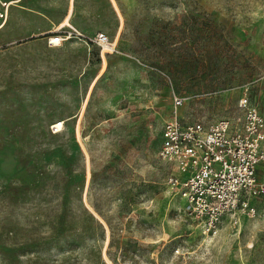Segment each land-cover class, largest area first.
Returning a JSON list of instances; mask_svg holds the SVG:
<instances>
[{
    "label": "rangeland",
    "instance_id": "rangeland-1",
    "mask_svg": "<svg viewBox=\"0 0 264 264\" xmlns=\"http://www.w3.org/2000/svg\"><path fill=\"white\" fill-rule=\"evenodd\" d=\"M70 2L50 35L104 32L114 51L0 30V264H264V202L206 236L159 156L175 95L184 122L237 118L244 95L264 116V0L20 7L59 21Z\"/></svg>",
    "mask_w": 264,
    "mask_h": 264
},
{
    "label": "built area",
    "instance_id": "built-area-1",
    "mask_svg": "<svg viewBox=\"0 0 264 264\" xmlns=\"http://www.w3.org/2000/svg\"><path fill=\"white\" fill-rule=\"evenodd\" d=\"M20 1L0 0V29L11 5ZM64 33L50 35L49 44L62 45L51 36L75 37L106 51L116 49L104 32L85 35L74 28ZM184 99L173 98L174 115L164 123L159 156L174 167L166 182L182 198L185 215L197 222L204 235L213 236L225 217L231 215L236 221L237 215L256 216V204L264 202V116L244 95L237 118L184 122L177 111Z\"/></svg>",
    "mask_w": 264,
    "mask_h": 264
},
{
    "label": "crops",
    "instance_id": "crops-1",
    "mask_svg": "<svg viewBox=\"0 0 264 264\" xmlns=\"http://www.w3.org/2000/svg\"><path fill=\"white\" fill-rule=\"evenodd\" d=\"M23 1V0H22ZM13 4L8 12V19L5 25L0 30L4 29V36L10 40H26V39H37L38 41H47V37L55 30L56 27L62 26L66 21L71 23V16L69 15V4L67 13L65 16H61L59 21L53 19L51 16H47L40 12L32 11L26 12L22 10L20 6L21 2ZM73 8V6H72ZM73 10V9H72ZM68 25V24H66ZM72 25V24H71ZM65 26V25H64ZM96 33V32H95ZM94 34V33H93ZM18 38V39H17Z\"/></svg>",
    "mask_w": 264,
    "mask_h": 264
},
{
    "label": "bare ground",
    "instance_id": "bare-ground-1",
    "mask_svg": "<svg viewBox=\"0 0 264 264\" xmlns=\"http://www.w3.org/2000/svg\"><path fill=\"white\" fill-rule=\"evenodd\" d=\"M66 24L69 25V24H70L69 21H66V23H64L62 26L66 25ZM62 26H60V28H61ZM51 37H53V41H55L56 44H58V43H60L61 41H63V40L66 39V38H62L61 36H51ZM53 127L56 128L55 131H60V130H62V128H63V121H61V120H60V121H57L56 124L53 125Z\"/></svg>",
    "mask_w": 264,
    "mask_h": 264
}]
</instances>
